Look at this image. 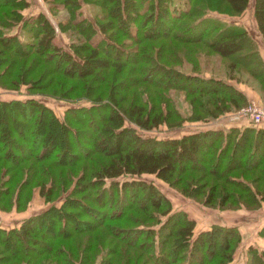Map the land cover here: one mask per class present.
Listing matches in <instances>:
<instances>
[{"label": "trees", "instance_id": "1", "mask_svg": "<svg viewBox=\"0 0 264 264\" xmlns=\"http://www.w3.org/2000/svg\"><path fill=\"white\" fill-rule=\"evenodd\" d=\"M59 1H61L62 7L66 8L64 16L67 19L66 22L73 25L81 34L83 44L81 46L79 44V47H71L69 44L75 55H71L63 50H56L57 47L51 41L54 25L50 23L42 12L31 18L30 24L25 19H21V25L23 24L24 27L25 25L29 26L26 30L29 34L25 41H18L15 35H2L0 29V83L2 84L3 80H7L9 84L14 85L13 88L18 83H24L29 91L33 88L45 87L48 91L44 93H48L54 98L59 99H65L66 96H70L68 94L76 90L83 91L82 95L80 94L79 96L90 99L93 97V107L89 106L85 109L88 111L90 108H93L95 111L97 109L95 101L102 99L101 104H99L103 106L99 108L100 111L96 114L98 122L95 123V120H93V130L90 131L91 133H87L90 139L91 134L95 132L93 137H91L93 143L90 142L82 148V145L86 144L87 140L79 142L75 139L79 134L86 131L84 128L76 126L81 121V118L77 115L83 112L79 108H66L63 110L64 113L61 118H58L49 106L42 104L32 96H27L23 99L10 98L0 100V118H10L12 122L11 131L16 135L15 137H12L13 135L9 137L5 135L7 143L11 144L14 150H16L12 161H17V163H14V165H17L18 162L20 163L25 159L32 158L35 160H33L35 166L37 165L38 169L43 171L42 164L36 162L41 157L46 156L49 150L53 152L52 150L59 149L55 146L58 143H54V140H60V136L64 132L70 137V142H67L68 145L75 149V151H82L80 158L87 157L92 151L94 153L97 150L93 149L92 146L101 138V136L98 137L101 132L106 131V136L111 137L114 143L107 152L108 154L101 153L96 155L88 163L86 160H83L79 164L76 163V168L79 171L81 170V172L78 175H76L77 173L74 174L76 179L72 182V188L64 195L59 205L48 207L41 214L28 215L20 219L17 225L6 228L0 226V264H6L8 261L13 263L14 259L18 260L21 257L27 258L25 264H51V261L47 257L50 254L60 257L57 262L53 260L52 264H73L74 260H71V262L66 260V254L74 257L77 255L76 264H86L89 259L88 254H82L76 248L68 249L59 240L56 241L57 245L54 242H47L44 240L45 235L42 237L38 235L36 237L35 233L47 232L46 235L48 234L49 225L51 224L52 226L53 224L50 222V217L55 219L54 227L56 228L52 232L53 234L49 236L68 238L75 232H80L78 228L72 229V231L69 230L67 233L65 232L68 217L71 216L73 220L77 218V213H79L75 212L76 209L77 211H83V207L76 208L72 206L74 205V201L77 203V199L83 200L82 194H78V196L74 194L78 191H83V189L90 185L95 186L97 183L100 184L103 178L110 179L118 175L133 176L140 173H152L155 177L168 181L173 174L185 172L186 179H184L182 187L183 191H185L184 193L194 195L197 190L198 193L202 194L204 203L215 199L214 194L217 195L215 202L218 203L227 201L232 196H234V199L236 196L250 198L251 201L255 200L258 203L259 198L257 199L254 193L259 194L260 199L264 201V189L260 191L256 188L261 183V185H264V124L249 122L241 128H237L236 126H228L227 128L211 127L183 133L178 137L160 139L152 136H140L132 132L129 129L130 127L121 126L122 121L126 120L135 126L146 129L163 121L160 103H166L164 95L168 88L175 87V84L173 82L169 83L166 77L173 78V80L176 79L179 82V86L177 87L184 90L186 94L192 95L191 99L196 101L199 107L197 111L211 116L215 114L213 111H221L232 106H237L236 101L238 100L239 105L244 104V95L231 83L226 81L227 78L233 77V71H240L237 68L238 66L245 68L244 71L249 76H257L261 84L264 85V66L257 55L253 40L246 33L245 29L239 24L235 26H225L226 24L220 26L218 22H208L210 17L203 16L205 10L226 14L237 13L245 7L249 0H234L236 4L231 2V0H224L225 4L229 7L235 5L233 12L229 11L226 6L223 9L218 7L217 5H222L221 0H199L204 4L200 6L204 8H196L194 5L199 4L193 3V6L188 8V10L187 8L182 10L183 15H178L174 11L171 12V0H92L89 2L96 8H93L92 13L93 26L102 35L99 39L100 41L93 44L92 47L87 42L89 32L82 30V28L88 29L87 21H73L77 16L75 8L80 5L79 1L82 0ZM207 1H212L210 3H214V5H208ZM22 2L24 3V0H0L1 27L9 26L12 22L16 21L15 19L20 17L18 13H14L13 8L15 4L17 7H21ZM5 7H11L12 9L2 12ZM250 7V14L255 28L259 33V37L264 41V0H250ZM130 12L131 14H129ZM170 15L177 18L188 17L189 19H193V17L197 19L203 16L200 17L203 24H198L197 21L193 20V22L191 20L186 22L187 24H184L180 31L169 32V29H171L169 25L172 23ZM105 17L108 19L107 22L101 24L99 19ZM161 17L166 18V20ZM160 18L169 29L163 28L161 29V33H159L163 37H168L167 42L170 45L176 43L173 47L175 52H169V56L164 57V59H161L164 42L155 44V50H153L152 43L154 40H157L155 37L160 35L156 32L157 28L161 25ZM65 28H67L65 24L63 27L61 25L59 27V29ZM109 28H112V32H109V34L105 33L104 29ZM114 33L121 34V37H125V39L117 38V34L114 35ZM33 37L35 41H33ZM128 40L130 42H125ZM190 43H194L195 45L201 44L205 47V51L201 54V50H195L198 45H196L197 47L187 45ZM227 43L235 46L233 47L235 48L233 53L228 52L229 50L225 52V49H221ZM91 49H93V54L97 52L102 53L109 62L113 61L115 63V65L112 64L113 67L111 66V69L107 68L108 70L105 72H99L94 76V79L97 81L96 87L93 84L90 85L89 80L86 79L75 81L73 78L74 72L62 67L64 62L70 67L75 65L81 66L83 62L88 63L90 58H85V53H87V50L90 52ZM56 51V59L60 66L58 65L54 71L64 73L66 79L53 76L55 72L47 69L42 70L38 74L31 75L36 62L45 60L47 63H50L51 58H55L52 53ZM83 51L84 54H82ZM33 52L36 53V56L35 54L31 56ZM7 54L15 56L9 57ZM37 55H40V57H37ZM203 56H206L205 60L209 61L213 66H220L224 70L223 72H225L223 76L220 74H204V72L196 68V64L202 61ZM163 60H169L170 64L160 63ZM127 62L130 63V66H126ZM258 62L261 65L250 66V63ZM16 63L18 64L16 65ZM175 63L180 66H174ZM256 67H258L259 72L256 71ZM82 69L80 68V71ZM43 72H46L48 77H44L42 84L38 81L41 76L40 74ZM132 72H137L138 74L134 73L133 75ZM70 79L71 81L68 82ZM75 97L78 96L76 95ZM220 104L224 107L219 106ZM20 107L26 110L24 115L21 114V110L18 111ZM193 118L199 117L193 115ZM43 124H45V129L49 128L48 134L45 135L44 133L43 135L46 138L40 137L37 140L33 139V141L31 137L30 143H28L29 146H25L27 137L23 133L37 134ZM3 134H5L4 131L0 129V138L1 136L3 137ZM217 138L220 139L219 144L216 141ZM25 147H27L26 153L19 154L18 151H21ZM32 147L37 150L31 151ZM65 147L61 146L57 152L58 155L56 157L58 159L65 153L63 152L65 151ZM85 153L87 154L85 155ZM101 155L105 156L102 157ZM74 157L69 162L75 163L77 159ZM53 162L50 163L53 164ZM206 162H211L210 171L203 166ZM30 166L33 167V164H30ZM70 167L74 168L75 166ZM4 168L7 167L5 166ZM16 168L15 171L5 173L4 177H0V208L8 206L12 200L17 202V199L21 197L23 185L15 187L16 191L12 192V179L19 173V169ZM236 168L241 170L235 172V175L231 174ZM246 169L252 171L248 178L243 175V171ZM30 170H33V168ZM196 170L200 171V174L208 172L215 176H219L222 173L226 177V179H223V182L236 184L239 190L234 192L226 187L225 189L227 190H223L221 189L223 184H217L216 182L207 184V178H205L206 181L203 179L205 182L200 181L199 179H202L200 178L202 176L193 172ZM43 173H45L44 177L47 176L49 178L46 189L43 187L42 178L38 180L40 187L38 191L43 196V200H49L59 185V190L61 192L65 191V183L68 178L64 168H57L56 170L48 169L46 172L43 171ZM238 176H241L244 181L242 180L241 182L240 180L237 182V180L241 179H235ZM22 181L23 183L26 182L25 179ZM110 182L111 184H116L112 180ZM118 184L117 189H123L124 192L129 190L133 195H136L140 191L144 193V198L148 201V204L141 206V211H146L148 206L153 209H161L162 206L166 207V201L150 182H145L142 179L122 177ZM206 184V188H203ZM187 185H194L193 189L190 191ZM216 185L220 187L218 194L216 193ZM217 191L219 190L217 189ZM13 193L14 196L11 195ZM15 209L18 210L16 207ZM166 209L167 207L162 209V212H165ZM170 218L169 216L164 218L158 227L160 231L163 230V227L168 228L167 232L160 234L159 237L166 242L167 237L172 236V244L169 249L164 250L162 244H159L158 249L154 253L153 249H151L152 244L149 245V248L143 249L141 240H134V242L132 240V243L127 245L130 247L129 249L124 248L121 250L114 246L113 249L108 251L115 260L114 258H106L100 261L102 263L98 264H169L174 259H180L176 254L180 253V250L182 251L183 242L187 241L191 235L193 221L179 214H175L171 221ZM36 221L37 223H34ZM122 229L125 230V233L137 231L139 234L142 231V229L140 230L130 225L122 226ZM235 233L232 227H219L216 225L196 232L189 242V258H193L195 264H204V261L206 263L214 262L215 257L218 258L215 260L216 264L229 262L231 252L228 249V242L230 238L235 236ZM261 233L264 235V225H262ZM217 241H219V247L215 250L210 248L217 245ZM34 246L40 248L36 249ZM51 246L55 249H52ZM247 251L249 256L246 264H264V245L262 250L258 251L259 253L252 247L248 248ZM43 254L45 256H42ZM167 256L169 257L168 259ZM118 259H121V261L118 262ZM177 264L187 263L183 261Z\"/></svg>", "mask_w": 264, "mask_h": 264}, {"label": "rangeland", "instance_id": "2", "mask_svg": "<svg viewBox=\"0 0 264 264\" xmlns=\"http://www.w3.org/2000/svg\"><path fill=\"white\" fill-rule=\"evenodd\" d=\"M64 1V0H63ZM89 1L92 0H82L79 1L80 5L75 8V11L77 12V16L73 21H87L86 23L88 24V29L82 28V30H85L86 32H89V39H88V44L89 46L92 47L93 44L99 42L101 38V33L97 32L95 27L93 26V8L95 6L90 3ZM203 1V0H202ZM227 1V0H226ZM229 1V0H228ZM212 1H207L208 5L213 6L214 3H210ZM231 2L235 3L234 0H231ZM199 4V5H194L196 8H204L202 7L204 4L201 3L199 0H171L170 1V6L172 8L171 12L174 11L178 15H183L184 13L182 10H185L187 8H191L193 6L192 4ZM222 5H217L221 9L224 8V6L228 7L229 11L233 12L235 10V5H231V7L227 6L224 2V0H221ZM21 7H17L15 4V7L13 8L14 13H18L20 16L19 18L15 19L16 21L12 22L9 26H0L2 35H15L17 37V40H22L25 41L28 37L29 32H27V25L25 27L23 24L21 25V19H25L26 22H29L31 18H33L36 14L39 12H42L43 15H45L50 23L54 25V32L53 36L51 38V41L55 44L56 50H63L71 55H75L72 52L71 47L72 46H78L79 44H83V38L81 34L73 27V25L68 24L66 21L67 19L64 17L66 13V8L62 7V3L59 0H24V3L22 2ZM202 5V6H200ZM99 8V7H98ZM9 9H12L11 7H5L2 12H5ZM96 9V8H95ZM170 10V8H169ZM186 10V11H187ZM204 10V9H203ZM205 13L203 16L210 17L211 23L213 22H218V24L225 25V26H235L236 20H239L242 24L248 25L251 24L252 22V16L250 14L251 12V7H250V0L247 1L246 5L244 8L240 9L237 13L234 14H226V13H220L212 10H205ZM161 13V12H160ZM131 14V12L129 13ZM162 14V13H161ZM171 16L172 23L166 27L164 24V20L166 18L161 17L160 22L161 25L157 28L156 32L161 33V29L163 28H168L169 32H176L180 31L182 26L184 24H187L186 22L189 21H197L198 24H203L200 20V16L197 19L193 17V19H189L188 17H183V18H177L175 16ZM191 17V15H189ZM88 20L90 21L88 23ZM107 18H102L99 19V22L101 24L107 22ZM200 20V21H199ZM193 21V22H194ZM61 27L67 25V28L65 29H59L60 25ZM173 25V26H172ZM181 25V26H180ZM195 25V24H194ZM172 26V27H170ZM176 26V27H175ZM94 27V30H93ZM249 28V27H248ZM105 33L112 32V28L109 29H104ZM13 31V32H12ZM115 31V30H114ZM251 31V30H250ZM12 32V34H11ZM117 32V31H115ZM191 32V31H190ZM159 33V34H160ZM117 34V38L121 39L125 37H121L122 35L119 33H114V35ZM256 41L258 42V45L261 44L260 40L257 36ZM157 38V40H154L153 43V50H155V44H163V50H162V58L169 56V54L172 52H175L173 45L169 44L168 37L167 36H162L161 34ZM34 39V37H33ZM35 41V39L33 40ZM86 41V40H85ZM125 42H130V40L125 41ZM254 42V40H253ZM168 43V44H166ZM69 44L71 47H69ZM255 44V42H254ZM179 45V44H178ZM187 45H193L198 47L195 50H201L200 53L202 54L205 51V47H203L201 44H194L190 43ZM83 46V45H82ZM221 46V45H220ZM225 49V52L229 50L228 52L233 53L235 51L234 45H229L228 43L226 45L222 46ZM256 47V45H255ZM233 48V49H231ZM181 49V48H180ZM217 49V48H216ZM192 51V50H190ZM87 53L85 58H90L88 63L83 62L81 66L75 65L73 67H70L68 64L65 62L63 63L62 67L70 69L74 72L73 78L76 80H89L90 85L93 84L95 87L97 86V81L94 79V76H96L99 72H105L108 70L107 68L111 69L112 64L115 65L113 61H108V59L105 57L104 54L102 53H95L93 54V49L90 50V52L87 50ZM89 52V53H88ZM170 52V53H169ZM224 53V52H223ZM36 56V53H31V56L34 55ZM54 54L55 58H51L50 63H47L45 60L41 62H36L35 66L32 69L31 75L33 74H38L39 72H42V70H52V72L58 67V61L56 59L57 51L52 53ZM84 54V51L82 52ZM89 54V56H88ZM193 54V53H190ZM235 54V53H234ZM262 54H264L262 52ZM153 55V52H152ZM257 55L259 56L258 52ZM7 56H15V55H10L7 54ZM83 56V55H82ZM37 57H40V55ZM42 58V57H41ZM94 58V59H93ZM206 56L202 57V61L198 62L196 64V68H198L201 72H204V74H220L223 76L225 72L220 66H213L212 64L209 63V61L205 60ZM259 59L261 60V64L264 66V61L263 59L259 56ZM19 63V61H17ZM196 62V61H194ZM258 63H250V66L252 67L253 65H258ZM16 63V65L18 64ZM90 63V64H89ZM162 64H170L169 60H163L160 61ZM138 64V63H137ZM260 64V65H261ZM15 65V66H16ZM60 66V65H59ZM126 66H130V63L127 62ZM174 66H180L179 64L175 63ZM17 67V66H16ZM16 67H14L16 69ZM113 67V66H112ZM18 68V67H17ZM80 68H83L82 71H80ZM238 69L240 71H233L232 73V78L229 82L231 84L237 85V84H243L244 86L248 87L249 89L252 90L254 97L251 99H244V103L248 101H253L258 104L264 103V85L261 84V82L258 80L257 76H249L247 72H245V68L238 66ZM256 71H258V67H256ZM135 70V69H134ZM16 71V70H15ZM80 71V72H78ZM55 75L53 76H59L62 79H66V76L62 72L54 71ZM135 74H138L137 72H134ZM132 72V74L134 75ZM51 74V73H50ZM53 74V73H52ZM41 75V76H40ZM39 76V81L40 83L43 84L44 77H48L46 72L40 74ZM72 75V74H70ZM167 81L173 82L175 84V87H169L167 92L164 95V99H166L165 102L160 103V108L162 109V116H163V121H160L157 125L152 126L150 128H140L138 126H135L131 122H127L126 120L122 121L121 126H127L130 127L129 129L132 130L135 134H138L140 136H152L156 139L160 138H170V137H178L183 133H188L190 131L198 130V129H207V128H219V127H224L227 128V126H230V124L234 126H242L243 124L249 123L246 120H242L239 117H235L237 108L241 105H239V100L236 101V103L239 105L237 106H232L229 107L228 109H223V110H217L213 111V113H217L216 115L213 114L207 115L203 114L197 109L199 108L197 106L196 101H193L191 99L190 94H186L184 90L178 88L179 82L173 78L166 77ZM3 80V79H2ZM71 81L68 80V82ZM233 81V82H232ZM14 85H11L7 82V80H3L2 84L0 83V100H7L10 98H17V99H23L27 96H32L39 100L42 104L49 106L52 109V112L58 117L61 118V116L64 113V109H74V108H79L83 110V114L78 113V117L81 118L80 123L76 124L77 127L79 128H84L86 131L81 134L75 139H77L79 142L83 140H87V143L82 145V148H84L87 144L90 142L93 143V134H91L90 139L88 138V132L93 130L92 123L95 120V123L98 122V117L97 113L100 111L99 108H101L100 105L102 102V99L95 101L97 105L95 107L97 108L95 111L93 108H90L89 111L85 110L87 107L92 106L93 107V97L90 98H85L84 96H79L80 94L82 95L83 91L76 90L72 92L71 94H68L70 96H66L65 99H59V98H54L52 95L47 92L48 89L45 87H40V88H33L30 89V91L27 89L26 84L24 83H18L15 88H13ZM78 97H75V96ZM206 96V95H205ZM204 96V97H205ZM203 97V98H204ZM143 99V98H141ZM195 100V99H194ZM94 103V104H95ZM100 103V104H99ZM224 107L223 105H219ZM99 109V110H98ZM21 110V114L24 115L25 109L23 107H20L18 111ZM24 110V111H23ZM193 115L198 116L199 118L194 119ZM0 129L4 131L5 134H3V137L1 136L0 138V177H4L5 173L13 172L16 169H19V173H17V176H15L12 181V192L16 189L15 187H19L20 185H23L24 188H22L21 192V197L17 199V202L15 200H12L10 204L6 207H1L0 208V223L4 226H12V225H17V223L20 221V219H23L24 217L28 215H37L41 214V212L48 208V207H56L59 205L61 200L63 199L64 195H66L69 192V189L72 188L73 185V180L76 179V176L74 174L78 175L79 171L78 168H76V163H81L83 160H86L88 163L94 156L99 155V154H108L107 152L110 150V147L113 145V139L111 137L106 136V131L99 133L98 137L101 136L98 141H96V144L92 146L95 152L91 154H88L87 157L80 158V153L82 151L78 150L75 151L68 143L70 142V137H68L65 132L63 133L62 136H60V140H54V143H58L57 146L59 149L52 150L53 152L48 151L46 156L41 157L39 161L36 163L42 164L43 171H47L48 169H57V168H64L65 172H67V181L65 183L66 189L65 191L61 192L59 190V187L57 190H54L53 195L49 200H43V196L39 193L38 189L39 184L38 180L42 178V182L44 184V188L46 189L47 184L49 183V178L45 176V173L38 169V166H35V163H33L32 158L25 159L23 162H18L17 165H14L12 160L14 159V147H12L11 144L7 143L5 135L9 137L10 135L12 137H15L14 133L11 131V125L12 122L10 121L9 117H4L0 118ZM45 124L42 125L40 128L39 133L37 134H29L28 132L23 133L24 136L27 137V141L25 142V146H29L28 143H30V138L32 137V140H37L40 137H43L44 133L45 135L48 134V129H45ZM13 128V127H12ZM238 128V127H237ZM32 132V131H31ZM91 133V132H90ZM43 138H46L43 137ZM89 140H88V139ZM33 140V141H34ZM74 140V139H72ZM66 141V143H65ZM218 144L220 142V139L217 138ZM68 142V143H67ZM72 142V141H71ZM72 145V144H71ZM65 147V152L60 159L56 157L57 152L60 150V147ZM26 148L22 149L21 151H18L19 154L26 153ZM91 148V150H92ZM8 150V152H6ZM31 151H35L37 149H34L33 147L30 149ZM6 152V153H5ZM49 154V155H48ZM87 153H85L86 155ZM75 156V157H74ZM102 157L105 155H101ZM76 158V162H69L71 159ZM86 158V159H84ZM11 159V161H10ZM55 159V160H54ZM58 162H57V161ZM35 161V160H34ZM53 162L50 163V162ZM197 163V162H196ZM30 164H33V167L30 166ZM61 164V165H60ZM72 164V165H71ZM75 166L70 167V166ZM203 165V164H202ZM7 168H4V167ZM205 169H208L210 171L211 167V162H206ZM33 168V170H30ZM27 172H26V171ZM241 169H235L231 174L235 175V172ZM5 171V172H4ZM196 174H200V171H193ZM214 172V171H213ZM250 172L248 169L243 171V175L245 177L250 176ZM186 176L185 172L182 173H175L171 177L170 180L165 181L161 178L155 177L152 173H140L139 175H133V176H116L113 178H103V181L100 182V184H95V186H88L83 191H78L74 195L78 196V194H82L81 196L83 197V200L77 199V203L75 201L73 202L76 208H82L83 211H77V218H74L73 220L71 219L72 217H68V221L65 225L66 233L72 231V229L78 228L80 232L74 233L71 235V237L68 238H58L57 236H49L50 234H53L52 232L55 231L54 223L55 219L53 217H50V222H52L49 225L48 228V234L46 235L47 232H42V233H35V236L37 237L38 235L40 237L44 236V240L47 242H51L54 244L56 241H61L64 243V246L68 249L70 248H76L78 252H82V254H88L89 259L87 260L86 264H98L102 263L100 261L105 260L106 258H114L108 251L110 249H113L114 246H116L117 249H124L127 248L129 249L130 247L127 245H130L129 243H132V240H141V246L143 249L149 248L150 244H152L151 249H153V252L155 253L156 250L158 249L159 244H162V248L164 250L169 249L170 245L172 244V236H168L166 239V242L164 239H160L159 235L160 234H165L168 230V228L163 227L162 231L159 230L160 224L163 222L164 218L167 216L171 217L170 221L172 218L175 216V214H179L180 216H185L187 219H191L193 221V225L191 227V235L188 237L187 241L183 242V247L182 251L180 250V253H177L176 256L178 255L180 259H174L171 263L169 264H177L180 262L185 261L187 264H195V260L193 258H189L188 256V250L190 248V240L192 239V236L201 230L208 229L212 225H216L219 227H232L234 229L235 236L230 238V241L228 242V249L231 252V259L229 262L225 264H246L248 261V256L249 253L247 251L248 248L252 247L255 248L256 252L259 253L258 251L262 250L263 245H264V235L261 233V228L262 225H264V201L263 199L261 200L259 194H255L254 196L259 198L258 203H256L255 200H252L250 198H240L237 197L234 199V196L232 198H228L227 201H224L222 203L215 202L217 200L216 194H214L215 199H212V201L208 203H204L202 200V194L198 193L197 190L195 191L196 193L193 194H186L183 191V185H184V179ZM200 181H203V179L207 178V184L210 182H216L217 184L221 183L223 186L221 189H231L234 192H237L239 190L237 188L238 185L236 184H230V183H224L223 179H226L225 176H223L222 173H220L219 176H215L214 174L211 173H203L200 174ZM124 178H134V179H142L145 182H150L154 189L161 194V196L164 198L166 201V211L162 212V209L166 208L162 206L161 209H153L152 207L148 206L146 211H141L140 207L143 205L148 204V201L144 198V193L142 191L136 193V195L128 190L124 192L122 189H117L119 186V182ZM241 178V179H239ZM23 179L26 180L25 183H23ZM235 179L242 182V177L238 176ZM114 181L116 184H111L110 181ZM234 180V179H233ZM22 183L20 184V182ZM206 181V179H205ZM203 181V182H205ZM244 181V180H243ZM196 182V181H195ZM248 183L249 181L246 180ZM206 185H204L203 188H206ZM250 184V183H248ZM262 184V183H261ZM257 185L256 188H258L260 191L264 189V185ZM18 185V186H17ZM225 185V186H224ZM194 185H187V187L190 189V191L193 189ZM216 188L219 190L216 193L218 194L220 192V187ZM14 191V192H15ZM237 194V193H235ZM14 196V193L11 194ZM11 196V197H12ZM10 197V199H11ZM75 199V198H74ZM15 203V206H14ZM1 206V204H0ZM18 208V210L15 209ZM183 213V214H181ZM115 216V217H112ZM34 223H37L34 222ZM101 223V224H100ZM131 226V227H136L137 229H142L141 233L138 234L137 231L135 232H127L125 233L122 229V226ZM58 227V226H57ZM115 227V228H114ZM6 228V227H4ZM86 228V229H85ZM85 229V230H84ZM89 229V230H87ZM112 229V230H110ZM115 229V230H113ZM47 231V230H46ZM107 234V235H106ZM165 236V235H164ZM163 238V237H162ZM165 238V237H164ZM164 240V242H163ZM56 243L55 245H57ZM53 245V246H55ZM219 241H217V245H214L213 248L214 250L217 249L219 246ZM53 246H51L52 249H55ZM127 246V247H126ZM36 247V246H34ZM40 247H36L38 249ZM107 252V253H105ZM31 256V254H29ZM35 256V255H34ZM33 256V257H34ZM42 256H45L44 254ZM169 256V255H168ZM167 256V259L169 258ZM49 258V261H51V264L54 261H58L60 257H55L50 255H47ZM44 258V257H43ZM52 258V259H51ZM67 261L74 260L73 264H76L77 261V255L74 256H69L66 254L65 256ZM216 258L214 259V262H208L206 263L204 261V264H216ZM26 257H21V259H14L13 263L14 264H25ZM166 259V260H167ZM218 259V258H217ZM115 260V258H114ZM120 262L121 259H118ZM13 264L11 261H8L6 264ZM3 264V263H2ZM147 264V263H146ZM149 264V263H148Z\"/></svg>", "mask_w": 264, "mask_h": 264}, {"label": "crops", "instance_id": "3", "mask_svg": "<svg viewBox=\"0 0 264 264\" xmlns=\"http://www.w3.org/2000/svg\"><path fill=\"white\" fill-rule=\"evenodd\" d=\"M236 23L239 24L243 29H245V31L249 35V37H251V39L254 40L255 45H256V51L258 52L259 56L264 61V54H262V52L264 53V41L263 40H260L261 44L258 45V42L256 41V37L255 36H257L259 39H260V37H259L258 31L255 28L253 19H252L251 24L248 25L249 28L247 27V25L242 24L239 20H236ZM12 32H11V34H12ZM228 80L230 81L231 79L230 78H227L226 81H228ZM229 83H231V82H229ZM234 87L237 88L244 95V97L247 100L248 99H251L252 97H254V94H253L252 90L249 89L248 87L244 86L243 84H237V85H234ZM244 125H246V124H243L242 126H244ZM230 126H234V125L230 124ZM242 126H240V127L239 126H236V127L241 128ZM0 226L3 227V225L1 223H0ZM9 226H4V227H9Z\"/></svg>", "mask_w": 264, "mask_h": 264}, {"label": "built area", "instance_id": "4", "mask_svg": "<svg viewBox=\"0 0 264 264\" xmlns=\"http://www.w3.org/2000/svg\"><path fill=\"white\" fill-rule=\"evenodd\" d=\"M235 117L253 124H264V103L245 102L237 108Z\"/></svg>", "mask_w": 264, "mask_h": 264}]
</instances>
